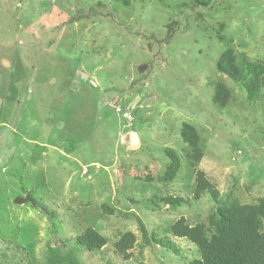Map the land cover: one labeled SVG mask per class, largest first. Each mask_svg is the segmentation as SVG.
Here are the masks:
<instances>
[{"label":"rangeland","instance_id":"374dc122","mask_svg":"<svg viewBox=\"0 0 264 264\" xmlns=\"http://www.w3.org/2000/svg\"><path fill=\"white\" fill-rule=\"evenodd\" d=\"M227 51L240 79L217 68ZM245 63L264 77V0H0V264L198 259L175 222L209 238L221 204L264 199V82ZM198 173L217 201L196 199ZM89 229L100 249L78 243Z\"/></svg>","mask_w":264,"mask_h":264},{"label":"trees","instance_id":"16d2710c","mask_svg":"<svg viewBox=\"0 0 264 264\" xmlns=\"http://www.w3.org/2000/svg\"><path fill=\"white\" fill-rule=\"evenodd\" d=\"M174 23L168 26V33L173 31ZM169 37V36H168ZM234 58L230 51L222 55L217 68L226 73L230 77L240 79V73L234 64ZM244 63V62H243ZM244 67L248 74H252L254 70L257 74L254 78V85L257 81L264 82V77L261 75V67L245 63ZM245 80V77H244ZM247 81V79H246ZM248 88V86H246ZM252 90V91H251ZM249 93L253 94V88L248 89ZM226 90L218 86L214 93V102L223 107L227 98ZM123 113V112H118ZM122 118L126 120L125 117ZM182 138L189 143L194 150V159L200 157L196 151L198 135L190 126H184ZM197 153V154H196ZM170 159L167 179L172 180L179 169V160L171 152L167 153ZM210 193L212 199L218 200L217 192L203 178L202 173H198L196 178L195 196L196 199L203 193ZM32 199V198H31ZM179 199L170 198L166 202L172 207L179 206ZM32 203L34 200L32 199ZM264 220V199L260 200L256 205H240L236 202L230 204H221L216 209V217H212L213 233L207 238V233L203 225L189 227L180 219L175 222L170 228L171 235L177 238H185L190 241L197 249L199 258L195 259L191 264H264V233L261 231V221ZM78 243L86 250L100 249L104 245V239L95 231L89 229L78 239ZM124 242V241H121ZM124 244V243H123ZM127 243L124 244V246ZM131 245V243H128ZM168 245V243H163ZM126 247V246H125ZM120 252H125L123 248Z\"/></svg>","mask_w":264,"mask_h":264},{"label":"water","instance_id":"95a60500","mask_svg":"<svg viewBox=\"0 0 264 264\" xmlns=\"http://www.w3.org/2000/svg\"><path fill=\"white\" fill-rule=\"evenodd\" d=\"M26 202H28V203H32V199H31V197L28 196V195H27L25 198H16V199L14 200V203H15L16 205L25 204Z\"/></svg>","mask_w":264,"mask_h":264},{"label":"built area","instance_id":"2783aa9c","mask_svg":"<svg viewBox=\"0 0 264 264\" xmlns=\"http://www.w3.org/2000/svg\"><path fill=\"white\" fill-rule=\"evenodd\" d=\"M117 112H120V109L119 108H117ZM124 115V114H123Z\"/></svg>","mask_w":264,"mask_h":264}]
</instances>
